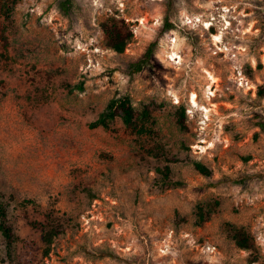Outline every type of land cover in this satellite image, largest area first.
Returning <instances> with one entry per match:
<instances>
[{"label":"rangeland","instance_id":"374dc122","mask_svg":"<svg viewBox=\"0 0 264 264\" xmlns=\"http://www.w3.org/2000/svg\"><path fill=\"white\" fill-rule=\"evenodd\" d=\"M11 15L0 0V192L18 236L8 255L0 232V264H264V0H20ZM107 20L133 33L123 53ZM125 94L162 104L150 132L90 127Z\"/></svg>","mask_w":264,"mask_h":264},{"label":"trees","instance_id":"16d2710c","mask_svg":"<svg viewBox=\"0 0 264 264\" xmlns=\"http://www.w3.org/2000/svg\"><path fill=\"white\" fill-rule=\"evenodd\" d=\"M20 0H2V10L6 14L8 19H11L12 6L17 4ZM66 5L68 2H65ZM174 0H169V5L171 6ZM103 33L106 38L107 46L116 51L117 53H123L133 37L132 31L126 26L124 21H112L107 20L101 24ZM2 40L4 43H9L7 36L2 35ZM9 48V45H8ZM145 60H140L131 65L133 71H139L143 68ZM0 80V86L2 85ZM82 89V87H80ZM259 94L264 97V86H260ZM162 104H158L155 101H150L144 103L141 109H138L132 98L128 95H122L118 97H113L109 100L106 108L99 114L96 120L91 122L90 127H104L109 128L110 123L117 118H121L123 123L127 128L132 130L137 134H143L150 132L149 123L151 122L152 112L159 110ZM185 110L181 112L178 117V123L182 128H186L184 117ZM264 127V124H260ZM149 155H154L157 157L167 158V154L163 147L160 145H155L148 150ZM168 159V158H167ZM194 168L204 176H210L211 169L201 161H192ZM157 171L162 175L163 184L166 186L173 185L174 182L170 179V168L168 166L157 167ZM9 198H6L5 194L0 192V232L2 233L7 247L8 255H12L15 243L18 241V236L14 225L10 219L9 215ZM213 214V210H206L203 205L197 207L196 211V224L202 225L204 222L210 220ZM33 226L37 227L41 224L37 222H31ZM60 226V225H59ZM59 226L54 225L52 230L46 235V239L51 242L53 236L57 235L59 232ZM61 227V226H60ZM228 233L232 239H234L236 245L240 248L251 250L254 247L252 242V237L249 232L240 226L233 225L231 223L226 224Z\"/></svg>","mask_w":264,"mask_h":264},{"label":"bare ground","instance_id":"6f19581e","mask_svg":"<svg viewBox=\"0 0 264 264\" xmlns=\"http://www.w3.org/2000/svg\"><path fill=\"white\" fill-rule=\"evenodd\" d=\"M216 39H220L219 37H216ZM192 101L194 102V103H196L197 102V100H196V94H193L192 95Z\"/></svg>","mask_w":264,"mask_h":264}]
</instances>
